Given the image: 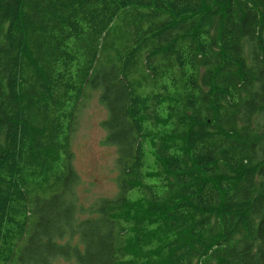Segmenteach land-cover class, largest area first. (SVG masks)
I'll use <instances>...</instances> for the list:
<instances>
[{"label":"trees","instance_id":"obj_1","mask_svg":"<svg viewBox=\"0 0 264 264\" xmlns=\"http://www.w3.org/2000/svg\"><path fill=\"white\" fill-rule=\"evenodd\" d=\"M88 87L118 194L80 203ZM264 264V0H0V264Z\"/></svg>","mask_w":264,"mask_h":264},{"label":"rangeland","instance_id":"obj_2","mask_svg":"<svg viewBox=\"0 0 264 264\" xmlns=\"http://www.w3.org/2000/svg\"><path fill=\"white\" fill-rule=\"evenodd\" d=\"M100 94L99 89H86L78 112L77 129L72 136L74 166L81 177L77 195L80 203L87 208L93 207L101 198H114L119 191L118 155L114 146L105 144L106 132L102 124L108 112ZM54 264L77 263L59 258Z\"/></svg>","mask_w":264,"mask_h":264}]
</instances>
